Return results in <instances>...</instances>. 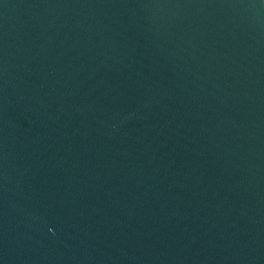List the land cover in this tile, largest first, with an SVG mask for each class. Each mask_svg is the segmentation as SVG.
Wrapping results in <instances>:
<instances>
[{
    "label": "water",
    "instance_id": "95a60500",
    "mask_svg": "<svg viewBox=\"0 0 264 264\" xmlns=\"http://www.w3.org/2000/svg\"><path fill=\"white\" fill-rule=\"evenodd\" d=\"M0 264H264V0H0Z\"/></svg>",
    "mask_w": 264,
    "mask_h": 264
}]
</instances>
